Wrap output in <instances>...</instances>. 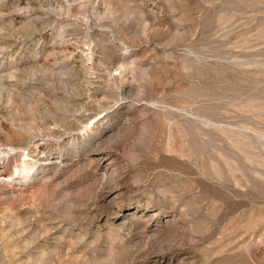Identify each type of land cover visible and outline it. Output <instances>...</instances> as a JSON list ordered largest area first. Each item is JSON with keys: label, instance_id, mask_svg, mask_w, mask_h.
Here are the masks:
<instances>
[{"label": "rangeland", "instance_id": "obj_1", "mask_svg": "<svg viewBox=\"0 0 264 264\" xmlns=\"http://www.w3.org/2000/svg\"><path fill=\"white\" fill-rule=\"evenodd\" d=\"M0 1V125L34 138H0V264H264V0Z\"/></svg>", "mask_w": 264, "mask_h": 264}, {"label": "bare ground", "instance_id": "obj_2", "mask_svg": "<svg viewBox=\"0 0 264 264\" xmlns=\"http://www.w3.org/2000/svg\"><path fill=\"white\" fill-rule=\"evenodd\" d=\"M0 2H2V1H0ZM7 3V2H6ZM70 3V2H69ZM67 4V3H66ZM65 4V5H66ZM3 5H5V3L3 4ZM16 8H20L21 6H23V8H25V9H29V8H34L35 6H37V7H39L42 11H45V12H47V13H49L50 12V10H52L53 8L52 7H54V10H56V9H61L62 11H65L66 9H68L67 7H65L64 6V3L63 2H61V3H58V0H55V3L53 2V0H26V2L25 3H23V4H21V2H17L16 3ZM72 7H73V5H72ZM71 7V8H72ZM23 8H21L20 10H22ZM69 10H70V7H69ZM71 11V10H70ZM73 12V11H72ZM69 14V13H68ZM51 15V14H50ZM66 16H67V14H66ZM101 16V15H100ZM24 19V18H23ZM50 19V18H49ZM64 19V18H63ZM36 20V19H35ZM41 20V19H40ZM47 20V19H46ZM51 20V19H50ZM75 20H77V18H75ZM37 21V20H36ZM45 21V20H44ZM44 21H43V23H44ZM41 22V21H40ZM47 22H49V20H47ZM26 24V23H25ZM24 24V25H25ZM30 26V28H29V30H30V33H38L39 32V30H38V25H37V23L35 22V21H33V22H31V24H29ZM40 25V24H39ZM27 26V25H26ZM22 27H24V26H22ZM45 28V27H44ZM0 29H2L1 27H0ZM20 29V28H19ZM23 29V28H22ZM21 29V30H22ZM18 30V29H17ZM46 30V29H45ZM2 30H0V32H1ZM5 31V30H4ZM9 31V30H8ZM20 31V30H19ZM23 31V30H22ZM25 31V30H24ZM17 32V31H16ZM9 33V32H8ZM19 33V32H18ZM1 34H2V32H1ZM5 35V34H4ZM3 35V36H4ZM19 35V37L20 36H22V33H21V35L20 34H18ZM23 35H25V34H23ZM40 35V34H39ZM2 36V35H1ZM21 38H23V36L21 37ZM21 38H17V39H20L21 40ZM26 38V37H25ZM28 38V37H27ZM9 39L10 38H8V41L7 40H2L3 42H1L0 41V53H2L3 54V57L2 58H0L1 59V65L2 64H4V63H6V65L7 64H9V65H11V66H13V69L15 70L12 74H8L7 76H9L12 80L14 79V78H19V77H15L16 75H17V73H18V71H20V70H18L19 68H20V66L22 65H24V62L22 63V64H20V62H18V61H15V59H13L12 60V62H8V61H6L5 60V54H7L9 51H11L12 49H14L13 47H14V45L16 44V42H11V41H9ZM11 40V39H10ZM21 42H23V40L21 41ZM19 43V42H18ZM23 44V43H22ZM26 44V42L24 43V45ZM29 44H27V46H28ZM15 46H17V45H15ZM18 47V46H17ZM21 47V46H20ZM23 47V46H22ZM26 48V47H25ZM46 52V51H45ZM44 53V52H43ZM13 54V53H12ZM12 54H9L10 55V57L11 56H13ZM39 54H42L41 52H38L37 50H33V52H32V56H33V58H37V56L39 55ZM57 55V56H63L64 57V60H66V66L64 65H62L63 67L62 68H59V69H64V68H66V69H68V70H70V76H69V79H74L75 77H77V68H76V65L78 64V62H81L82 63V65H84V63H85V61H84V55L82 56V54H79V53H77L74 49H72L67 43H63V44H61V45H59L58 47H54L53 49H50L49 51H48V56L49 55H53V56H55V55ZM8 55V54H7ZM43 55V54H42ZM9 57V56H8ZM86 57H88L89 58V60L88 61H92V59H93V57L92 58H90V55H85V58ZM4 58V59H3ZM12 58V57H11ZM2 59H3V61H2ZM48 59V58H47ZM60 59V58H59ZM8 60H10V58L8 59ZM87 61V62H88ZM59 62V61H58ZM63 61H61V63H62ZM86 62V63H87ZM64 63H65V61H64ZM27 64V63H26ZM35 64H37V63H35ZM8 65V66H9ZM61 65V64H60ZM32 66V65H31ZM123 66V65H122ZM9 68V67H8ZM125 68V66H123V68H119L118 70H120L121 71V75H122V73H123V69ZM10 69V68H9ZM2 70V69H1ZM5 70V69H4ZM44 70V73L43 74H45L43 77L46 79V81H48V82H50V81H53V75L54 76H56L55 75V70H54V68L52 69L51 67H48V68H44L43 69ZM57 70V69H56ZM9 71V70H8ZM12 71V70H11ZM65 71H67V70H65ZM2 72V71H1ZM4 72V71H3ZM125 72V71H124ZM37 73H38V70L37 69H35L33 72H32V74H31V80H32V76H37ZM61 73V72H60ZM42 74V75H43ZM59 74V73H58ZM19 76H20V74H18ZM41 75V76H42ZM6 76V77H7ZM60 76V75H59ZM8 77V78H9ZM39 77V76H38ZM42 77V78H43ZM57 77H58V75H57ZM65 77V76H64ZM72 77V78H71ZM5 78V76H0V103H1V101H3V98H4V94H6L7 93V96H8V98H7V100L6 101H8V102H6V103H8L9 105L13 102L12 101V98H13V95H12V91L10 90V89H12V88H8L5 84L6 83H4V81L2 82L1 80L2 79H4ZM27 78H29V77H27ZM27 78L25 79V78H23V81L25 80L26 82H27ZM29 78V79H30ZM34 78V77H33ZM37 78V77H36ZM35 78V79H36ZM42 78H40V79H42ZM43 78V81H45V79ZM16 79H14V80H16ZM38 79V78H37ZM40 79H38V80H40ZM54 79H55V77H54ZM58 79V78H57ZM56 79V80H57ZM61 79H63V78H61L60 77V80ZM67 79V78H66ZM84 79V78H83ZM17 81V80H16ZM24 81V82H25ZM62 81V80H61ZM60 81V82H61ZM78 81V80H77ZM14 82V81H13ZM34 82H35V80H34ZM52 83V82H51ZM17 84V83H16ZM21 85H25V87H27L26 86V83H20V84H17V85H15V86H18L19 88H20V86ZM62 85H64V84H62ZM66 85V84H65ZM84 85H85V82H84ZM14 86V87H15ZM86 86H88V84L86 85ZM22 87V86H21ZM68 87V86H67ZM23 88V87H22ZM77 88H78V95H81L82 94V92L84 91V89H85V87L81 84V85H78L77 86ZM57 89V88H56ZM10 90V91H9ZM31 90V89H30ZM74 90V89H73ZM75 91H77V90H75ZM27 92V91H26ZM52 92V91H51ZM31 93V92H30ZM29 93V94H30ZM54 93V91L52 92V94ZM56 93V92H55ZM49 94V93H48ZM26 95V94H25ZM25 95L23 96V98L22 99H25ZM6 96V97H7ZM19 97V96H18ZM22 97V96H21ZM27 97V96H26ZM34 97V96H33ZM51 97H56V94L54 95H51ZM70 99H68V101H66V104H63L62 105V111H70L71 110V108L70 107H72V106H70L71 104H73L74 103V100H75V98L74 97H69ZM88 98V97H87ZM42 99V98H41ZM27 100V99H26ZM28 100H29V98H28ZM27 100V101H28ZM62 100H65V97H64V99H62ZM80 100H81V97H80ZM25 101V100H24ZM31 101V100H30ZM94 102H95V100H93ZM92 101V102H93ZM29 102V101H28ZM32 102V101H31ZM87 102H88V100H87ZM2 103H4V102H2ZM1 103V104H2ZM30 103V102H29ZM96 103V102H95ZM75 104V103H74ZM91 104V103H90ZM5 105V104H4ZM12 105V104H11ZM59 105V104H58ZM98 105V107H103V105L101 104V103H98L97 104ZM80 106H82V105H80ZM90 106V105H89ZM8 107V106H7ZM11 107V106H10ZM9 107V108H10ZM93 107V106H92ZM8 108V109H9ZM85 108V107H84ZM110 108V107H109ZM3 109V108H2ZM80 109V108H79ZM90 109V108H89ZM1 110V109H0ZM46 110V109H45ZM102 110V109H101ZM107 111V110H106ZM102 112V111H101ZM1 113V112H0ZM56 113H58V112H56ZM49 116H51V115H53L52 113H50V112H48L47 113ZM81 114V113H80ZM94 114V113H93ZM101 113H99V115H100ZM60 115V114H59ZM92 115V114H91ZM0 116H1V114H0ZM9 117V116H8ZM63 119L62 120H64L65 119V117L64 116H61ZM71 117V116H70ZM97 117L95 116V117H92V118H90L89 120H93V119H96ZM2 119V118H1ZM12 120V119H11ZM61 120V119H60ZM1 121H4L3 119L1 120ZM7 121V120H6ZM8 121H10V120H8ZM1 123V122H0ZM4 123H6V122H4ZM7 123H9V124H7L8 126L6 127V128H4V127H2L1 125H0V138L2 137V139L4 140L5 139V141L7 140V141H9V142H14L13 144H12V147H11V149H10V151L11 152H14V151H16V150H19V149H21V150H23V149H26V148H24L20 143H17V142H19V141H25L27 138H29L30 139V142L31 141H33L34 140V138H32V135H31V133H30V131L27 129V128H24V127H17L16 126V124L14 123V121L12 120V122L10 121V122H7ZM85 123V122H84ZM91 123H92V125H90L91 127H95L96 126V124H98L99 123V121L98 122H96V121H91ZM3 124V123H2ZM86 124V123H85ZM88 124H90V122L88 123ZM89 130V129H88ZM1 139V140H2ZM6 141V142H7ZM34 142V141H33ZM32 142V143H33ZM16 143V144H15ZM31 143V144H32ZM18 144V145H17ZM31 144H29V145H31ZM2 148V147H1ZM29 148V147H28ZM8 149V148H7ZM6 148H4V149H2L1 151H0V162L1 161H3V163H2V165H1V163H0V178L1 179H4V178H6L7 176H6V171L4 170L5 169V167L7 166V165H9V164H7V161H6V157H5V155L6 154H10V152H9V150H7ZM17 154V153H16ZM13 155V154H12ZM25 155V154H24ZM23 156V155H22ZM42 156V155H41ZM43 161V159H42V157H38L37 155H34V153H29L28 155H26V156H24V160H21V167H19L18 169H17V171H16V173L17 174H20V176H23L24 174H26V175H30V173L32 174V172L33 171H35V169H36V166H37V164H38V162H40V161ZM47 264V263H46Z\"/></svg>", "mask_w": 264, "mask_h": 264}]
</instances>
